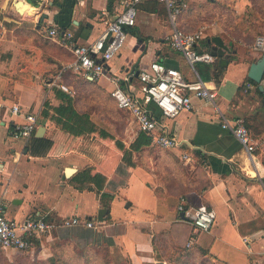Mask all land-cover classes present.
Here are the masks:
<instances>
[{
    "label": "crops",
    "instance_id": "0c3cea01",
    "mask_svg": "<svg viewBox=\"0 0 264 264\" xmlns=\"http://www.w3.org/2000/svg\"><path fill=\"white\" fill-rule=\"evenodd\" d=\"M19 1L24 2L21 8ZM213 1L186 0L178 24L185 30L205 28L199 50L211 51L209 39L216 35L230 45L232 52L226 55L228 65L222 67L220 78L215 70L218 58L214 63L195 64V72L184 55L170 45L173 26L163 2L141 0L136 24L127 29L122 50L105 63L104 75L90 79L67 68L75 55L60 38L48 36V31L57 27L62 33L72 32L77 43L89 44L123 9L121 0H0V103L4 104L0 108V205L7 217L20 222L44 219L60 225L56 230L65 228L61 224L68 218L92 220L94 227L76 226L100 228L98 232L104 233L100 235L112 240L110 248L115 246L130 264H176L170 255L188 248L193 233L187 212L192 214L200 204H206L215 210L216 222L210 231L199 233L191 247L205 250L202 258L218 264H264V98L258 84L248 80L250 65L261 54L246 43L226 38L215 24L204 25L203 16ZM44 12L49 16L42 20ZM155 60L179 69L185 80L200 77L217 91L215 102L194 97L191 110L171 119L165 118L154 103L148 105L161 129L180 140L179 148L168 150L189 166L187 173L171 170L172 179L163 180L154 167V158L148 157L144 164L135 160L137 165L127 168L125 181L113 188L114 172L101 162L106 155L94 152L99 159L96 161L89 153L70 147L32 156L27 148L30 138L14 136L15 122L25 119L11 115L13 102L36 113L35 134L43 126L42 137L51 138L60 128L52 118L62 103L56 90L69 91L62 87L66 74L83 76L110 98L117 85L143 96L137 73ZM115 76L117 83L112 80ZM239 118L250 132L251 152L222 125L225 119L233 125ZM93 121L114 135L111 126ZM136 136L129 143L121 141L129 149ZM91 139L95 147L99 144L96 140L117 141L96 135ZM196 149L207 154L206 161H201ZM67 168L73 169L69 175ZM88 168L93 174L106 176L105 189L114 193L107 220L102 223L96 219L103 207L100 195L94 189L81 188L74 180ZM181 199L186 211L179 210ZM86 233L79 241L93 240L94 234L90 232L89 239ZM47 255L46 248L0 249V264H36Z\"/></svg>",
    "mask_w": 264,
    "mask_h": 264
},
{
    "label": "built area",
    "instance_id": "2783aa9c",
    "mask_svg": "<svg viewBox=\"0 0 264 264\" xmlns=\"http://www.w3.org/2000/svg\"><path fill=\"white\" fill-rule=\"evenodd\" d=\"M163 2L168 10L169 20L172 24V32L169 37L170 45L180 51L195 72L197 63H214L217 57L210 50H199L198 44L202 40L205 28L197 30H185L178 24L180 14L186 9V0H159ZM141 0H121L123 9L115 14V18L108 20L105 29L99 37L89 44H79L74 40L72 32H61L57 27L49 29L48 36L58 37L72 51L76 59L67 66L75 73H82L86 78L95 79L104 75L105 63L117 56L124 46L126 31L124 28L133 27L136 24L138 4ZM254 48L261 55L264 54V37L256 38ZM138 78L143 84V96H136L126 92L119 85L110 91L118 108L126 111L137 124L139 131L150 136L152 144L165 149L179 148L180 140L161 129V122L148 107L154 103L165 118H175L182 111L193 108V98H199L215 102L217 91L210 88L200 77L196 81L185 80L181 71L175 67H169L155 60L148 68L141 69ZM116 83L118 78H112ZM264 89V76L261 80ZM65 90L67 87L62 86ZM264 95V90H263ZM4 106L0 103V108ZM12 116H20L24 122H15L14 136L31 138L37 129L38 118L36 113L26 111L19 102L10 105ZM224 128H229L235 136L247 148L253 150L250 132L244 120L239 118L230 124L225 119L222 123ZM183 157H187L184 155ZM179 204L180 211H186L183 202ZM193 225V233L187 242L190 247L196 241L201 232L212 229L216 222V212L206 204H200L194 213L187 212ZM62 226L70 227L85 225L94 227L92 220L77 217L65 219ZM60 225L48 222L44 219L30 218L23 222L6 216L0 205V249H33L32 240L43 242L47 240Z\"/></svg>",
    "mask_w": 264,
    "mask_h": 264
},
{
    "label": "rangeland",
    "instance_id": "374dc122",
    "mask_svg": "<svg viewBox=\"0 0 264 264\" xmlns=\"http://www.w3.org/2000/svg\"><path fill=\"white\" fill-rule=\"evenodd\" d=\"M210 3L212 4L211 10L203 16L202 21H204V25L211 23L215 24L226 38L246 43L251 49L254 47L256 38L264 37V0H214ZM62 83L69 89V91L66 92L73 94L72 96L74 97L76 108L80 112L89 113L91 118L98 121V123H105L106 125L111 126V129L114 132L113 138H116V140L126 139L129 143L132 137L139 133L138 126L133 121L132 117L128 113L120 110L110 97L101 93L98 86L94 83H89L83 76L73 73L66 74ZM58 142H60L65 150L70 147L81 149L94 156L96 161L99 159L94 155V152H96V154L106 155V159H108H105V161L101 160V162H103L102 164L106 167L110 166L109 168L114 172V178L112 180L113 188H115L120 182L122 183L125 181L128 165L122 159L124 151L121 150L116 143H112L110 140H106V143L96 140L95 142L99 144L95 147V143L92 141L91 135L89 134L76 136L62 133L59 135L57 143ZM148 157L154 158V167L157 171L161 172V177L164 176L163 180L168 177V180L171 179L168 170H171L172 166L176 165L178 167L181 164L184 167L187 166L181 159H179L181 164L175 162L173 160L174 155L165 148H146L142 153H133V160H136V162L140 164L148 162ZM98 230L101 229H89L82 226H71L56 230L51 237L47 240H43L42 244H37V246H35L36 249L46 248L47 254H49L47 255L48 257L37 259L35 263L52 264L51 261L48 262V260L54 257V254L57 251V264H87L83 260L78 261L67 257L71 252L69 248H71L72 244H75V246L78 247L86 245V239H84V241H79L82 234L87 231L90 234L89 239H92L90 232L97 233ZM67 239L70 240V246L65 245L64 240ZM57 242L63 243L65 246L63 247V250H61L62 247L60 246H54ZM88 242L91 243V241ZM104 243H107L106 240L103 238L102 240L100 239L99 244L102 245ZM111 250H113V253ZM61 253L65 256V263L62 262L63 258L60 257ZM108 255L109 258L103 256L98 258L97 256V259L96 257L91 259L88 264H107L106 260H110V264H130L128 260L121 257L115 246L111 248L109 247ZM192 264L218 263L208 261L201 257L195 258L192 261Z\"/></svg>",
    "mask_w": 264,
    "mask_h": 264
},
{
    "label": "trees",
    "instance_id": "16d2710c",
    "mask_svg": "<svg viewBox=\"0 0 264 264\" xmlns=\"http://www.w3.org/2000/svg\"><path fill=\"white\" fill-rule=\"evenodd\" d=\"M215 70L218 72V76L220 78V76L223 75L224 68H222V66H220L219 63H216ZM248 80L250 82H254L250 78H248ZM87 81L90 83L89 80ZM262 95H263V92H262ZM56 96L59 99H61L62 103L54 109L55 114L52 116V118L57 123V125L60 126V128H58L55 131L54 135L51 138L36 137L35 132H34L27 146L29 153L32 156H44L50 153L64 151L65 148L60 144V142L57 143V141L59 140L60 133L62 134L68 133L72 135L89 134L91 136L96 135V136H101L105 138H113V136L110 133H108L105 129L97 126V124L92 120L89 113L80 112L76 108L75 100L72 95H70L69 93L65 92L62 89H57ZM263 98H264V95H263ZM116 144L121 150L124 151L122 159L128 165V167L137 165L135 160H133V153L135 152L142 153L144 149L146 148L153 149V147L163 149L162 147H159L157 145H152L150 136H148L145 132H142V131H139L135 140L130 144L129 149H127L126 145L121 140H117ZM195 152H196V155L200 156V159L202 162L207 160V154H205L199 149H196ZM173 160L181 164L177 156H174ZM180 166L177 167L176 165H174L172 166L171 170L187 173V171L189 170V166L187 165L188 167L187 166L184 167L182 166V164ZM171 170H168L170 174H172ZM74 180L77 183H79L81 188H90V189L96 190V192L100 195L102 206L104 208L110 207V202L114 198V193L107 192V190L105 189L106 180H107L106 176H104L101 173L93 174L92 170L88 168L82 171L79 175H77ZM113 231L114 233H119V230L114 229ZM92 233L94 234L93 240L91 241V243L88 241H85L86 245L84 246L78 247V246H75V244L71 245L69 239L64 240L65 245H69V246L71 245V248H69L71 252L70 254L67 255V257L73 258L74 260H78V261L83 260L87 264L91 261V259H94L95 257L97 259V256L98 258L101 256L109 258L108 256H111V255H108L109 247L113 245L112 240L110 238L106 239V237H102L100 235L104 233H101V232H97V233L92 232ZM86 234H89V233L87 232ZM100 236L104 240H106L107 243L100 245L99 244ZM32 242H34V240ZM35 244H39V242L36 240ZM54 246L62 247L61 250H63L64 249L63 247H65L63 243L61 242H57ZM196 250L198 252L195 251V248L193 249V247L191 246L188 248L187 247L180 248L172 252V254L170 255V260L176 264H192V261L195 258H201L202 256L207 254L205 250H200L199 248H196ZM57 253L58 252L56 251L54 254V257L48 260V262L51 261L52 264H57L56 263ZM60 255H61L60 257L63 258L62 262L65 263L64 254L61 253ZM106 261H107V264L108 263L110 264V260H106Z\"/></svg>",
    "mask_w": 264,
    "mask_h": 264
},
{
    "label": "water",
    "instance_id": "95a60500",
    "mask_svg": "<svg viewBox=\"0 0 264 264\" xmlns=\"http://www.w3.org/2000/svg\"><path fill=\"white\" fill-rule=\"evenodd\" d=\"M24 5L23 1L17 2V6L21 8ZM40 7V5L38 6ZM44 6H42V9ZM48 12H44L41 16V19L48 18ZM115 18V16H114ZM113 18V19H114ZM128 28H124L127 31ZM211 43V53L219 59V65L222 67H226L228 65V60L226 55L232 52V49L229 44L219 35L213 36L209 39ZM138 75V73H137ZM264 76V54H262L258 59L251 63L248 77L252 79L254 82L258 84L259 90L263 92V86L261 85V80ZM45 128L43 126L39 127L36 132V137H42L44 135ZM73 172L72 168H67L66 175H69ZM108 209L107 208H100L98 210L96 219L99 223L105 222L108 217ZM181 216L185 217V213L181 212Z\"/></svg>",
    "mask_w": 264,
    "mask_h": 264
}]
</instances>
